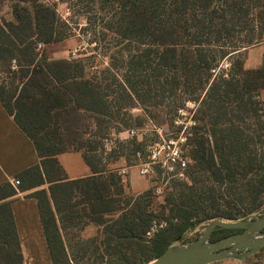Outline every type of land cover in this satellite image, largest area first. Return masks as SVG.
Here are the masks:
<instances>
[{
    "label": "trees",
    "instance_id": "16d2710c",
    "mask_svg": "<svg viewBox=\"0 0 264 264\" xmlns=\"http://www.w3.org/2000/svg\"><path fill=\"white\" fill-rule=\"evenodd\" d=\"M5 1L12 19H0V103L40 159L18 177L22 190L46 186L27 197L36 200L51 264H145L198 224L242 220L264 210V111L258 100L264 61L246 70L241 58L262 41L264 0L249 6L257 33L243 25L250 10L239 0H98L100 9L107 3L116 8L105 20L116 40L136 45L122 75L107 66L102 81L84 75L81 59L45 55L44 46L72 37L54 7L71 0L0 5ZM150 56L153 69L146 64ZM220 61H228V69L212 74ZM188 101L196 105L191 126L175 130L178 135L184 128L186 180H170L161 202L151 189L125 193L124 176L105 165L121 159L130 166L142 150L147 156V145L118 134L141 128L144 119L161 127L166 117L151 108L178 111ZM136 106L144 116L130 114ZM113 114L120 119L113 121ZM68 151L82 152L90 176H65L56 156ZM89 225L94 236L73 244L65 239L68 229ZM225 232L238 231L216 229L212 235ZM0 264H23L6 203L0 204Z\"/></svg>",
    "mask_w": 264,
    "mask_h": 264
},
{
    "label": "rangeland",
    "instance_id": "374dc122",
    "mask_svg": "<svg viewBox=\"0 0 264 264\" xmlns=\"http://www.w3.org/2000/svg\"><path fill=\"white\" fill-rule=\"evenodd\" d=\"M96 1L98 0H71L68 3L54 6L58 16L68 24L69 28H72L73 30L71 32L72 37L59 43L57 42L51 44L53 51L49 53H51L52 57L57 58L55 60H83V63L85 65L84 75L86 77H91L94 75L97 80L102 81L101 74H103V70L108 68L107 66H109V68L111 69H109L111 73L115 72L119 76L122 75L124 71V69L122 68L127 62H129L130 57H132L131 55L133 54V48L136 45L134 43H128L127 41L116 40L114 29L112 27H110L112 29L107 28L105 23V20L110 19V17L114 14L116 8L107 3L105 7L100 9L99 5L96 4ZM239 1L241 3V8H248V10H250L249 8H252L249 7L250 4L255 5L256 2H262V0H251V2L250 0ZM10 5L11 4L8 1H5L0 5V19L4 21H9L12 19L10 14ZM248 14V19H243L242 23L243 25L246 24L247 32H250L251 28H253V32L257 33L259 23L256 19H254V13L252 12V10L248 11ZM249 19L254 20V25L249 21ZM242 34L239 37L236 36V38H243L244 35ZM66 41L69 42L64 43ZM51 47L49 48L51 49ZM119 49L122 50L121 54H119L118 52ZM241 58L243 61V68L246 70H256L262 65L264 61V32L261 43L245 50ZM146 64H150L149 69L155 68L156 62L154 57H148V62H146ZM218 65L219 66L216 69L211 71L212 74H217L220 70L226 72L229 67L228 61H220ZM119 69L122 71H120ZM153 94L158 95L155 91L153 92ZM158 99L159 98L155 99L154 101H157ZM258 100H260L261 104L263 105L264 111V90L259 93ZM195 106L196 105L192 103V101H188L185 103V107L183 108V110L178 111L174 110L172 106L168 105H166L164 109H162L161 107H157L155 109L151 108L149 110L150 113L166 117V123L163 126L154 128L151 122L145 121L146 119H144L141 128L138 127L132 130L134 132L133 136H129L130 131H123L118 134L117 137L121 140L129 138L135 139L136 142L144 140L145 144L147 145L145 154L151 156L154 153H159V156L161 158L168 152V146L170 148L172 146H175L177 147V149H181L183 145L181 137L183 136L184 128L178 135L175 133V130H177V127H179L181 124L184 127L191 126L190 122ZM130 114H132L134 117L142 116V114L144 116V113L140 106H136V108H134L130 112ZM113 115V121L120 119L119 116L115 114ZM125 121L128 122L129 120L127 119ZM105 144V147L109 148L111 142L107 141ZM142 151L138 153L137 157L135 156V162L130 166H127L125 160L120 159L117 162L108 161L105 167L108 172L117 171L119 174H121V171L124 170V173H122L121 175L124 176L122 179V186L125 193H142L144 191L134 192L130 188V185L128 183V172L132 169L135 179H143L147 181V190H152V197L154 198V201L161 202L165 194L170 190V180L177 179L165 180V178H163V176L160 175L156 170L157 168L155 165L151 166V171H149L147 175H140L139 171L142 168V165L149 161L147 156H142ZM45 188L46 187L42 186V188L40 187L36 190ZM262 214H264V210L254 213L249 217H257ZM206 224L207 223H201L189 229L184 233L181 240L174 245H185L189 242H192L193 240L201 236ZM90 227L93 226L89 225V228ZM86 229H88L87 226L84 227L81 231L76 227L70 228L67 230L68 236L65 239H69L71 244H73V242H77L79 239H87L94 236L96 232L95 227H93L94 232L90 237L83 234L84 230ZM229 234L231 233L225 232L223 234H211L210 240H216ZM79 263L85 264L84 261H79ZM212 264H264V251H261L259 249L256 254L241 261L230 259Z\"/></svg>",
    "mask_w": 264,
    "mask_h": 264
},
{
    "label": "crops",
    "instance_id": "0c3cea01",
    "mask_svg": "<svg viewBox=\"0 0 264 264\" xmlns=\"http://www.w3.org/2000/svg\"><path fill=\"white\" fill-rule=\"evenodd\" d=\"M49 47L51 44L43 48L46 57L50 60L57 59L49 53L53 51V48L50 49ZM56 160L69 180L91 175L89 167L82 158L81 151L60 153L56 156ZM39 163L40 159L31 140L16 125L13 117L6 113L0 103V204L9 205L23 255V264H51L36 200L27 197L36 188L22 190L20 188L21 183L18 186L12 185L14 180L21 182L18 175L22 171ZM133 174V170H129L128 183L130 188L134 192L147 190V181L137 180ZM87 227L88 229L84 230L83 234L90 237L94 230L93 227Z\"/></svg>",
    "mask_w": 264,
    "mask_h": 264
},
{
    "label": "water",
    "instance_id": "95a60500",
    "mask_svg": "<svg viewBox=\"0 0 264 264\" xmlns=\"http://www.w3.org/2000/svg\"><path fill=\"white\" fill-rule=\"evenodd\" d=\"M216 229L240 231L210 240ZM264 247V214L242 220H210L195 240L172 245L145 264H212L223 260L241 261Z\"/></svg>",
    "mask_w": 264,
    "mask_h": 264
},
{
    "label": "built area",
    "instance_id": "2783aa9c",
    "mask_svg": "<svg viewBox=\"0 0 264 264\" xmlns=\"http://www.w3.org/2000/svg\"><path fill=\"white\" fill-rule=\"evenodd\" d=\"M37 48H41V45L38 44ZM14 62H12L11 69L15 70ZM134 132L130 131L129 136H133ZM182 143H184V136L181 137ZM179 149V150H178ZM172 146L171 148L168 146V152L160 158L159 153H154L151 156L147 155L149 161L142 165L139 173L142 176H145L151 171V166L155 165L156 170L160 175L168 179H177L179 181L186 180V169H187V160L183 156V153L180 148ZM124 173V170L121 171V174ZM13 186H18L19 181L14 180L12 183ZM157 193V192H156Z\"/></svg>",
    "mask_w": 264,
    "mask_h": 264
},
{
    "label": "flooded vegetation",
    "instance_id": "af4514ba",
    "mask_svg": "<svg viewBox=\"0 0 264 264\" xmlns=\"http://www.w3.org/2000/svg\"><path fill=\"white\" fill-rule=\"evenodd\" d=\"M238 232H240V231H238ZM238 232H233V233H238ZM233 233H231V234H233ZM230 235V234H229Z\"/></svg>",
    "mask_w": 264,
    "mask_h": 264
}]
</instances>
